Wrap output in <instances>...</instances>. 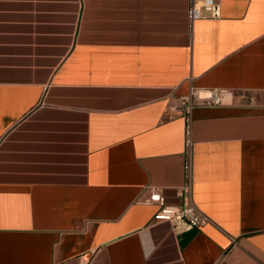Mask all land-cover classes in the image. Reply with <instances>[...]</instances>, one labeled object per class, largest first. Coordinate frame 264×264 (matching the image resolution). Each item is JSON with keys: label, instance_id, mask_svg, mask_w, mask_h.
<instances>
[{"label": "crops", "instance_id": "obj_1", "mask_svg": "<svg viewBox=\"0 0 264 264\" xmlns=\"http://www.w3.org/2000/svg\"><path fill=\"white\" fill-rule=\"evenodd\" d=\"M217 1L0 0V264H264V0ZM190 86L232 98L192 108L175 235L135 199L185 201Z\"/></svg>", "mask_w": 264, "mask_h": 264}, {"label": "built area", "instance_id": "obj_2", "mask_svg": "<svg viewBox=\"0 0 264 264\" xmlns=\"http://www.w3.org/2000/svg\"><path fill=\"white\" fill-rule=\"evenodd\" d=\"M221 17V6L217 0H188L187 21L189 26L197 20H217ZM232 98V93L220 88H206L190 86L186 95L171 99L166 111L167 116H181L185 123V159L183 187L178 190L179 197H185L182 204H169L166 202L160 186L150 187L147 193L136 197L135 203L139 205H154L157 210L154 219L165 221L172 234H180L194 228L203 226L207 218L188 199L192 183V161L190 154V122L193 106H219Z\"/></svg>", "mask_w": 264, "mask_h": 264}, {"label": "rangeland", "instance_id": "obj_3", "mask_svg": "<svg viewBox=\"0 0 264 264\" xmlns=\"http://www.w3.org/2000/svg\"><path fill=\"white\" fill-rule=\"evenodd\" d=\"M58 43V42H57ZM61 47H40V52L39 54H45V55H49V54H55V55H58V51ZM12 48L10 47H0V55L1 54H6L8 52V50H10ZM13 53V52H12ZM18 53H21L18 51ZM46 57V56H44Z\"/></svg>", "mask_w": 264, "mask_h": 264}]
</instances>
